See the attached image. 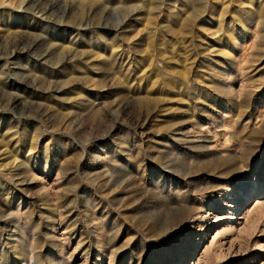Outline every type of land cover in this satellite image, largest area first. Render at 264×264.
<instances>
[{"label": "rangeland", "instance_id": "obj_1", "mask_svg": "<svg viewBox=\"0 0 264 264\" xmlns=\"http://www.w3.org/2000/svg\"><path fill=\"white\" fill-rule=\"evenodd\" d=\"M0 264H264V0H0Z\"/></svg>", "mask_w": 264, "mask_h": 264}]
</instances>
